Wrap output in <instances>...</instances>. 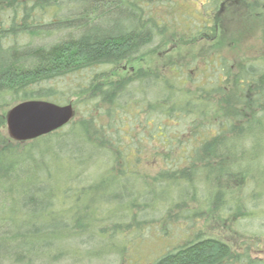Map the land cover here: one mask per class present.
Wrapping results in <instances>:
<instances>
[{
    "label": "trees",
    "instance_id": "obj_1",
    "mask_svg": "<svg viewBox=\"0 0 264 264\" xmlns=\"http://www.w3.org/2000/svg\"><path fill=\"white\" fill-rule=\"evenodd\" d=\"M207 1L209 10L215 11L217 0ZM169 2L173 4L174 0ZM153 4V0H0L1 106L30 100L66 105L70 104L66 97L71 93L88 96L91 93L95 96L92 103L99 100L107 106L103 115L108 120L107 125L100 128L95 127L92 119L91 124L87 121L77 124L66 136L58 130L25 143L12 141L0 133V193L4 198H9L13 204L21 199L28 207H36L49 198L50 205L55 203L64 207L65 200L74 197L75 201L67 205L74 220L80 217L82 195L95 198L91 200L92 206L100 208L101 203L119 199L115 192L122 190L121 197L128 198L124 208L137 206L138 202L144 207L141 216L145 218L157 202H171L173 194L183 200V204L197 198L198 194L191 186L194 180H197L195 184L203 182L204 189H208L204 196L205 207L222 205L227 195L226 190L222 191L224 181L240 184V181L252 180L245 169V165L250 169L246 160L243 163L235 160L236 155L254 153L257 147L253 142L254 131L257 126L264 128V81H261L262 71L257 65L236 62L233 66L224 57H213L192 81L189 80L192 66L185 71L178 64L171 70V80L167 75L144 69L119 76L122 67L134 63L154 45L156 38L165 34L166 26L160 27V24L166 20L158 16L161 19L158 21L153 15L145 14L146 7L151 9ZM206 14L211 17L212 13ZM206 24L200 25L199 29ZM68 78L69 83L66 82ZM204 78L206 81L202 83ZM191 87L196 88L195 92ZM150 92L155 94L153 100L148 99ZM132 96L140 99H132ZM125 103L128 104L125 106ZM117 106L122 110L120 116ZM129 106L137 113L145 111L144 127L150 129L148 140L159 141L152 146L156 154L163 158L182 157L189 167L179 169L176 162L167 161L169 167L156 175L152 184L139 178L134 180L142 150L125 147L129 140L119 135L122 133L117 134L122 126L130 131L133 128L128 126L129 121L125 118ZM250 111L258 112H252L251 120L247 114ZM211 117L220 119L216 126L209 125ZM241 120L246 124L238 129L236 123ZM183 123L189 125V134L170 132L167 127L168 124L174 127ZM4 125L1 116L0 126ZM213 130L218 132L215 137L211 136ZM70 141L77 142V154L78 150ZM106 148L113 151V158L115 155L121 161L119 175L110 173L94 184L84 186L73 172L75 167H86L84 162L91 158L99 160L97 158L105 155ZM262 157L264 151L257 152L256 161L253 159L252 162L258 171L263 170L264 176ZM48 182L56 184L51 193L44 187ZM138 185L152 190L157 201L144 203L137 190L133 193L123 190L124 186ZM71 188L75 190L72 192ZM159 188L162 197H157L154 192ZM82 214L90 223L82 229L91 231L99 219L94 215L91 217L88 208ZM134 219L138 224L136 217ZM70 229L64 237L55 234H49V237L55 242L82 234L76 225ZM89 234L90 239L94 238L93 232ZM31 236L36 237V234L17 232L8 234L7 239L14 243ZM54 242L47 247H54ZM21 253L23 259L26 255L29 257L28 250ZM15 255L12 249H2L0 262L12 256L17 262L19 259ZM244 256L239 258L223 241L198 236L196 242L167 252L153 264H235L240 260L241 264H264Z\"/></svg>",
    "mask_w": 264,
    "mask_h": 264
},
{
    "label": "rangeland",
    "instance_id": "obj_2",
    "mask_svg": "<svg viewBox=\"0 0 264 264\" xmlns=\"http://www.w3.org/2000/svg\"><path fill=\"white\" fill-rule=\"evenodd\" d=\"M169 1L153 0L155 3L153 7L151 9L146 7V15H153L158 21L161 20L158 16L166 20L160 24V27L166 26L165 34L156 38L154 45L150 46L140 56L141 58L139 57L131 65L122 67L118 71L119 76L126 73L131 75L133 71L144 69L167 75V79L171 80V70L178 64L185 71L187 67L192 66L189 79L192 81L198 77L199 71L206 67V63L213 60V57H224L233 66H236V62H241L243 65H257L262 71L261 81H264V0H217L214 4L217 9L212 12L207 6L209 5L207 0H174V5ZM205 12L212 13L211 17ZM206 22V26L199 29V26ZM115 78L117 79L116 76ZM204 79L202 83L206 81ZM66 82L69 83V78ZM191 90L195 92L196 88L191 87ZM154 93L157 92L154 91ZM76 94L71 93L66 97V102L70 101L69 103L73 105L75 117L70 124L61 129L63 135H68L81 122L87 121L91 124L92 119L96 128L106 126L108 120L103 114L106 113L107 106L99 100L92 103L95 96L91 93L89 96ZM155 94L150 92L148 99L153 100ZM134 98L140 99L132 96V99ZM6 104L8 106L0 104V117L3 116L5 120V125L0 126V133L9 137L6 116L9 110L19 103ZM127 104L125 103V106ZM121 105L123 106L124 102ZM120 108L117 106L119 116L122 114ZM126 111L125 118L129 121L128 126L133 128L130 131L122 126L117 134L122 133L119 135L129 140V145H126V142L125 147L140 148L143 153L135 154L136 156L140 154V162L137 165L134 180L139 178L152 184L154 177L169 167L166 164L167 161L176 162L179 169L189 167L188 162L182 157L163 158L162 155L156 154L152 146L159 141L148 140L150 129L144 127L145 111H138V114L136 109L130 106L126 107ZM252 112L258 113L257 111L247 113L250 120L253 118ZM118 119L119 122L121 119ZM219 120L211 117L209 125L216 126ZM243 121L236 123L238 129L246 124ZM168 125L170 132L173 130L176 133L189 134L188 124L183 123L181 126L174 127L171 124ZM217 135L218 132L213 130L211 136ZM254 135L256 136L253 141L254 146L257 144L256 149L253 150L254 153L241 157L236 155L237 160H235L236 163H243L246 160L250 169L246 165L245 169L252 180L240 181V184L224 181L222 191L226 190L227 195L222 205L217 207L211 204L209 207L204 206L206 201L204 196L208 189H204L203 182L195 184L197 180H194V185H191L198 194L197 198L189 202L187 200L183 204V200H179L177 195L173 194L171 202H157L158 204L151 207L145 218L141 216L144 207L138 202L137 206L124 208L128 198L121 197L123 196L121 189L115 192L119 199L101 203L103 205L100 208L92 206L91 200L95 198L82 195L81 213L78 214L81 219L79 217L74 220L68 212L70 207L67 208L68 203L70 205L75 201L74 197L68 199L69 202L65 200L64 207L55 203L50 205L49 198L43 199L36 207H28L24 205L23 200L19 199L13 204L12 200L4 198L0 193V201H4V204H0V251L12 249L16 254L15 258L19 260H22L24 255L20 254V251L28 250L29 252V257L26 255L22 261H13L14 256H12L11 259L2 261L0 264H29V262L32 264H153L167 252L196 242L198 236L225 242L239 258L247 255L251 259L264 262V176L263 170L258 171L252 162L253 159L254 162L256 161L257 152L264 151V128L257 126ZM245 136L247 138L246 134ZM72 146L78 150L75 153L77 154L79 152L77 142L74 141ZM246 149L248 150V146ZM111 153L113 151L106 148L105 155L97 158L99 160L91 158L84 162L86 167L82 168L83 165L75 167L73 172L76 178L80 179L84 186H88L107 174L119 175L121 161L115 155L113 158ZM262 160L264 161V157ZM44 187L47 188V193H51L55 190L56 184L48 182ZM74 190L71 188L72 192ZM123 190L126 193L137 190L144 198V203L157 201L151 193L152 190L139 185L130 188L124 186ZM154 192L157 197H162L161 188ZM87 208L91 217L94 215L99 219V222L94 223L95 226L91 231L82 229L90 225L82 214ZM135 217L139 225L134 221ZM74 225L80 227L82 232L77 238L54 242V239L49 237V234L64 237ZM113 230L118 233L115 234ZM17 232L26 235L36 234V237L31 236L28 239L16 240L14 243L9 242L8 234ZM90 232L95 234L92 239H90ZM38 236L42 237L38 239ZM52 241L55 246L47 247ZM81 241L86 244H81ZM241 262L240 260L235 264H241Z\"/></svg>",
    "mask_w": 264,
    "mask_h": 264
},
{
    "label": "water",
    "instance_id": "obj_3",
    "mask_svg": "<svg viewBox=\"0 0 264 264\" xmlns=\"http://www.w3.org/2000/svg\"><path fill=\"white\" fill-rule=\"evenodd\" d=\"M75 117L73 105H57L44 100L24 101L12 107L6 116L10 139L25 143L66 127Z\"/></svg>",
    "mask_w": 264,
    "mask_h": 264
}]
</instances>
